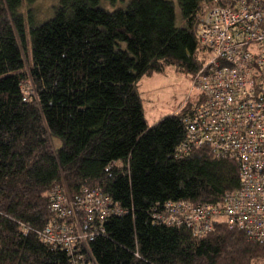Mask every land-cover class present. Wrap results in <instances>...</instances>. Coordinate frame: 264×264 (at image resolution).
<instances>
[{"label": "trees", "instance_id": "trees-1", "mask_svg": "<svg viewBox=\"0 0 264 264\" xmlns=\"http://www.w3.org/2000/svg\"><path fill=\"white\" fill-rule=\"evenodd\" d=\"M34 1L0 0V264H71L38 234L58 185L101 187L127 209L89 241L98 264H264V241L242 229L218 221L197 235L155 219L169 199L219 203L240 184L238 162L209 146L177 153L195 97L149 125L139 91L168 66L193 77L215 0H180L181 25L171 0H58L41 23L23 11Z\"/></svg>", "mask_w": 264, "mask_h": 264}, {"label": "built area", "instance_id": "built-area-1", "mask_svg": "<svg viewBox=\"0 0 264 264\" xmlns=\"http://www.w3.org/2000/svg\"><path fill=\"white\" fill-rule=\"evenodd\" d=\"M197 37L205 61L186 94L196 102L177 153L209 146L238 162L240 184L219 203L169 199L154 207L155 219L186 223L197 235L221 221L264 241V0H215L205 6ZM51 209L54 216L38 234L67 251L71 264H98L89 241L105 231L104 217L127 210L101 187L72 195L60 185L52 189Z\"/></svg>", "mask_w": 264, "mask_h": 264}, {"label": "rangeland", "instance_id": "rangeland-1", "mask_svg": "<svg viewBox=\"0 0 264 264\" xmlns=\"http://www.w3.org/2000/svg\"><path fill=\"white\" fill-rule=\"evenodd\" d=\"M130 0H102L103 4L113 10L127 7ZM174 4L177 24L183 23L180 0H171ZM58 0H35L31 5L24 3L23 11L28 8L38 23L44 22L54 14V6ZM192 75L168 66L163 72L144 75L139 81V91L143 100L145 117L149 125H153L168 114L177 112L186 100L192 84ZM55 146H61L59 137L53 138Z\"/></svg>", "mask_w": 264, "mask_h": 264}]
</instances>
